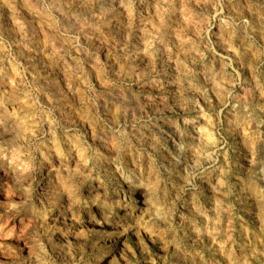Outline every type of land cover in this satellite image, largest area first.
<instances>
[{"label":"rangeland","instance_id":"1","mask_svg":"<svg viewBox=\"0 0 264 264\" xmlns=\"http://www.w3.org/2000/svg\"><path fill=\"white\" fill-rule=\"evenodd\" d=\"M0 264H264V0H0Z\"/></svg>","mask_w":264,"mask_h":264}]
</instances>
